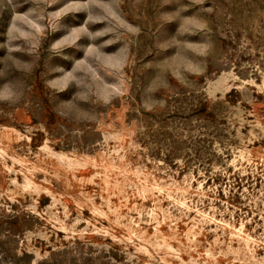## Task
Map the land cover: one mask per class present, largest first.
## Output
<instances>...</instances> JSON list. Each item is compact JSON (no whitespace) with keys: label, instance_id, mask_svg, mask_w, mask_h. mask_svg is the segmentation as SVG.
Listing matches in <instances>:
<instances>
[{"label":"rangeland","instance_id":"374dc122","mask_svg":"<svg viewBox=\"0 0 264 264\" xmlns=\"http://www.w3.org/2000/svg\"><path fill=\"white\" fill-rule=\"evenodd\" d=\"M0 264H264V0H0Z\"/></svg>","mask_w":264,"mask_h":264}]
</instances>
